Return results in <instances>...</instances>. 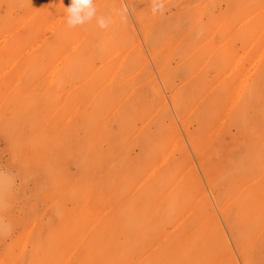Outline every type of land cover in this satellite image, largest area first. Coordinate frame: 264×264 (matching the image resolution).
Masks as SVG:
<instances>
[{"label": "rangeland", "instance_id": "374dc122", "mask_svg": "<svg viewBox=\"0 0 264 264\" xmlns=\"http://www.w3.org/2000/svg\"><path fill=\"white\" fill-rule=\"evenodd\" d=\"M161 2L0 0V264H264V0Z\"/></svg>", "mask_w": 264, "mask_h": 264}, {"label": "clouds", "instance_id": "9594fccd", "mask_svg": "<svg viewBox=\"0 0 264 264\" xmlns=\"http://www.w3.org/2000/svg\"><path fill=\"white\" fill-rule=\"evenodd\" d=\"M66 8V24L69 28H76L96 20L101 29H107L111 19L104 16H97L95 0H71ZM163 9L161 0H153L152 13L156 14Z\"/></svg>", "mask_w": 264, "mask_h": 264}, {"label": "bare ground", "instance_id": "6f19581e", "mask_svg": "<svg viewBox=\"0 0 264 264\" xmlns=\"http://www.w3.org/2000/svg\"><path fill=\"white\" fill-rule=\"evenodd\" d=\"M65 15H66V14H65ZM62 21H63V19H62ZM62 21H61V22H62ZM61 22H60V23H61ZM248 22H249V20H248ZM60 23L57 24V25L61 26ZM244 25H245V24H244ZM19 26H20V25H19ZM56 27H57V26H56ZM57 28H58V27H57ZM70 52H71V51H70ZM73 52H74V51H73ZM71 54H72V53H71ZM69 55H70V54H69ZM106 55H107V54H106ZM66 60H67V59H66ZM66 60H65V61H66ZM115 74H116V73H115ZM67 95H68V94H67ZM175 149H176V148H175ZM159 152H160V151H159ZM169 154H170V153H169ZM167 160H168V159H167ZM164 161H165V160H164ZM202 164H203V163H202ZM160 166H162V165L160 164ZM158 167H159V166H158ZM158 167H157V168H158ZM154 168H155V167H154ZM154 168H153V170H154ZM149 170H150V169H149ZM147 172H148V171H147ZM151 172H152V171H151ZM155 173H156V172H155ZM155 173H153V174H155ZM150 175H151V174H150ZM156 177H157V176H156ZM141 179H142V178H141ZM148 179H150V178H148ZM148 179H147V181H148ZM144 181H145V179H144ZM144 183H145V182H144ZM156 185H157V184H156ZM194 204H195V203H194ZM196 206H197V205H196ZM195 211H196V210H195ZM186 219H187V218H186ZM185 221H186V220H185ZM183 223H184V222H183ZM185 224H186V223H185ZM185 226H186V225H185ZM170 235H171V233H170ZM166 237H167V236H166Z\"/></svg>", "mask_w": 264, "mask_h": 264}]
</instances>
